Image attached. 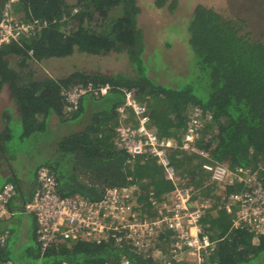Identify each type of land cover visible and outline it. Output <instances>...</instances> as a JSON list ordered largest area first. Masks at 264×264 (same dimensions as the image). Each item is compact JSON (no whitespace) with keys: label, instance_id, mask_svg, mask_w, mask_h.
<instances>
[{"label":"trees","instance_id":"obj_1","mask_svg":"<svg viewBox=\"0 0 264 264\" xmlns=\"http://www.w3.org/2000/svg\"><path fill=\"white\" fill-rule=\"evenodd\" d=\"M169 2L154 0V5L174 11L176 4ZM20 5L26 19L38 20L41 28L21 44L0 47V92L9 86L14 99L7 106L6 127L0 132V171L13 175L0 180V189L8 182L15 185L17 193L9 204L13 215L24 214L42 167L55 174L63 196L82 195L99 201L108 187L139 184V214L144 218L152 215V208L166 199L174 184L156 158L141 155L132 159L117 146L118 108L125 101L126 89L147 104L150 124L159 137L184 136L194 107L209 112L212 119L204 125L197 146L209 153L213 164L241 171L244 178L254 175L264 185V29L255 33L235 15L225 16L198 5L186 26L188 50L178 45L174 51L193 58L191 75L189 67L180 71L172 63L177 74L173 77L160 72L172 71L157 60L162 53L142 57L148 27L142 24L138 0H21ZM112 52L127 53L134 74L97 71L103 57ZM78 56L85 60L80 67L76 65ZM168 58L172 62L176 57L171 54ZM60 63L71 71H52ZM32 65L44 66L47 73L40 75ZM88 83H109L112 89L100 97L85 96L78 109L67 112L61 91ZM78 120L74 131L61 132L65 124ZM35 133L50 140L49 158L35 167L32 178L24 172L20 177L16 168L20 145ZM202 162L179 149L171 154L173 166L197 189L194 199L213 201L200 221L203 234L216 245L208 264H264V233L256 236L249 229L235 228L234 215L227 209L229 203L233 209L239 203L229 195L249 191V182L211 184ZM1 231L9 236L8 230ZM174 234L172 229L163 230L146 253L127 239L79 240L45 252L38 236L36 242L47 264H120L122 255L135 264H190L171 254ZM8 240L0 249V260L14 261L8 255ZM156 248L162 249L159 256L154 255Z\"/></svg>","mask_w":264,"mask_h":264},{"label":"built area","instance_id":"obj_2","mask_svg":"<svg viewBox=\"0 0 264 264\" xmlns=\"http://www.w3.org/2000/svg\"><path fill=\"white\" fill-rule=\"evenodd\" d=\"M21 0H6L0 15V47L20 43L38 34V20H28L22 11ZM109 83L94 85L75 84L61 91L67 112L78 109L87 95L96 97L109 93ZM125 101L118 108L120 124L116 127L118 147L130 154L132 159L141 155L156 158L164 166V174L172 181L170 191L159 208V216L150 219L137 211L135 197L138 185L108 187L99 201L82 195L63 196L58 191V180L53 172L42 167L37 174L38 187L33 198L25 203L24 213L33 215L37 224V236L45 252L52 246L79 240L101 243L115 238L117 242L130 241L139 251L147 250L156 243L158 235L172 229V255L189 260L190 264H208V258L216 250L215 242L203 234L201 219L212 207V199H194L197 192L189 178H185L171 163V154L179 149L203 161L211 184L233 185L237 180L249 182V191L229 195L238 201L233 209L235 228L249 229L259 236L264 233V185L254 175L244 178L241 171L234 172L224 164H213L207 151L201 150L196 141L204 125L212 119L209 112L200 107L192 109L184 136L179 139L159 137L151 126V115L145 102L133 91L124 90ZM133 117V119H131ZM135 121V125L134 122ZM16 187L8 182L0 189V224L14 212L9 207L16 195ZM8 233L0 230V249L8 240ZM156 250V249H155ZM0 264H14L12 259L0 260ZM67 264V263H63ZM120 264H135L122 255Z\"/></svg>","mask_w":264,"mask_h":264},{"label":"rangeland","instance_id":"obj_3","mask_svg":"<svg viewBox=\"0 0 264 264\" xmlns=\"http://www.w3.org/2000/svg\"><path fill=\"white\" fill-rule=\"evenodd\" d=\"M138 2L143 9V12L140 14L144 22L142 24L148 27L144 40L146 48L142 53V57L147 59V57L151 55L150 58H155L157 53L160 52L162 54L159 55L157 60L161 59L163 64H167L170 67L174 64L176 69H180V71L187 66L190 68L189 75H191L190 73L192 72L191 62L193 58L191 56L187 58L182 53L178 54L174 51L178 45L188 50L189 36L188 32L186 34V26H188L190 18L198 5L212 7L225 16L235 15L238 19L245 20L248 25L252 26L255 33H259L264 29V0H170L169 4L175 3L177 6L174 11H171L169 8L158 9V7L154 5V0H138ZM176 35H178V37ZM171 54L176 57L172 62L169 59L170 57L168 58ZM76 60L78 64L74 62L71 64H76L78 67L85 64V60L79 56ZM11 61L13 65L17 63L14 58ZM101 63L102 66L97 70L99 72L108 74L116 71L128 70L131 74H134L135 68L129 60V55L127 53L112 52L104 56ZM66 64L69 65L68 62H66ZM32 66L37 68L36 65ZM91 68L94 69L93 67ZM53 69L52 71L59 72L61 70H67V72L71 71V69H67V67L64 68V65L61 66V64L54 66ZM160 72L162 75L177 77L173 69L172 71L163 69V71L160 70ZM77 123H79V120L65 124V126L61 128V132L74 131ZM50 147V140L46 141L44 138H41V135L38 133L33 134L30 139L25 140V142L20 145L19 157L16 162V168L20 169V177H22V172H24L28 178H32L35 167L43 160L49 158L48 151L51 152ZM12 175L11 171L9 174L3 172L0 176V180L11 178ZM12 178L14 179V177ZM11 222L14 223L15 227L12 231L11 239L8 242L9 254L14 259L15 263L47 264L48 259L41 258L39 255V246L36 242L37 224L35 225L33 216L29 214L11 216V218L9 217L2 221L3 227L7 228ZM161 252L162 249L156 251L154 255L157 256Z\"/></svg>","mask_w":264,"mask_h":264},{"label":"crops","instance_id":"obj_4","mask_svg":"<svg viewBox=\"0 0 264 264\" xmlns=\"http://www.w3.org/2000/svg\"><path fill=\"white\" fill-rule=\"evenodd\" d=\"M61 64V63H60ZM39 67H38V69H36V70H39L40 72H42V73H39L40 75L41 74H43V73H47L46 72V68L44 67V66H40V65H38ZM39 68H43V69H39ZM42 78V77H41ZM13 96H12V94H11V91H10V87L9 86H5L3 89H2V91L0 92V132H3V130H4V128L6 127V121H7V119H6V109H7V106L9 105H13V104H10V103H12L13 102ZM8 106V107H9ZM15 112V111H14ZM15 113H17V112H15ZM116 144H117V146H118V138H116ZM2 171H0V175L2 174L1 173ZM34 179V178H33ZM35 180V179H34ZM33 181V180H32ZM1 185V184H0ZM132 185H139V184H132ZM139 188H141V187H139ZM107 189V188H106ZM142 189V188H141ZM106 191V190H105ZM168 193V192H167ZM135 200H136V202H137V204H138V208H137V211L139 212V210H140V203H139V201H138V195L135 197ZM162 201L161 202H159L158 203V205H157V207H154V208H152V215L149 217L150 219H154V218H156V217H158L160 214H159V208H160V206L162 205ZM141 212V211H140ZM25 214V213H24ZM17 214H15V215H12V216H16ZM33 216V215H32ZM11 218V217H10ZM33 218H34V216H33ZM34 222H35V225H36V221H35V218H34ZM37 226V225H36ZM0 227H1V230H8L9 232H10V237H9V240H8V242L10 241V239H11V234H12V231H13V229H14V223L13 222H11L10 224H9V226L7 227V228H4L3 227V223L1 222V224H0ZM36 229H37V227H36ZM167 228H165L164 230H166ZM37 236V235H36ZM174 240V239H173ZM36 241H37V237H36ZM8 247H9V243H8ZM156 251H159L157 248H156V250H155V254H156ZM9 255V257L10 258H12L11 256H10V254H8ZM7 256V255H6ZM157 256H159V255H157ZM179 260H183V259H179Z\"/></svg>","mask_w":264,"mask_h":264},{"label":"flooded vegetation","instance_id":"obj_5","mask_svg":"<svg viewBox=\"0 0 264 264\" xmlns=\"http://www.w3.org/2000/svg\"><path fill=\"white\" fill-rule=\"evenodd\" d=\"M3 0H0V10L2 8Z\"/></svg>","mask_w":264,"mask_h":264}]
</instances>
